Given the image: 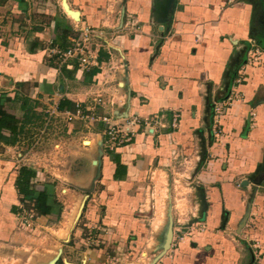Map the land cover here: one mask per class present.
<instances>
[{
  "label": "crops",
  "instance_id": "crops-1",
  "mask_svg": "<svg viewBox=\"0 0 264 264\" xmlns=\"http://www.w3.org/2000/svg\"><path fill=\"white\" fill-rule=\"evenodd\" d=\"M169 3L0 0V113L16 120L14 131L0 130V248L32 249L31 238L57 222L54 200L63 206V194L72 202L84 189L90 194L81 225L55 248L54 255L62 248L56 264H264V0H176L171 23L161 29L157 18L169 15ZM82 25L107 35L91 41L103 70L83 71L77 61L61 63L49 52L66 50ZM253 44L262 48L261 60L247 66L245 82L236 85ZM232 88L238 99L225 108L217 142L214 105ZM89 90L107 102L97 114L122 120L129 113L143 123L130 141L103 146L99 178L94 168L72 184L68 178L59 183L44 155L21 151L25 145L34 151L40 132L51 136L50 107L73 110L86 104ZM107 126L93 124L97 141ZM97 152L96 143L81 156L92 165ZM183 161L191 165L193 196L181 199L189 203L185 215L172 213L171 247L158 257L166 230L160 222L153 226L148 179L170 175ZM22 167L37 172L30 195L47 194L54 211L28 224L21 206L34 208V202L17 187Z\"/></svg>",
  "mask_w": 264,
  "mask_h": 264
},
{
  "label": "rangeland",
  "instance_id": "rangeland-1",
  "mask_svg": "<svg viewBox=\"0 0 264 264\" xmlns=\"http://www.w3.org/2000/svg\"><path fill=\"white\" fill-rule=\"evenodd\" d=\"M220 102L221 101L217 103ZM230 103H227V105H230ZM48 120H52L53 122L51 127L48 126L47 131V133H51V136L45 137V134H43L39 143H34V151H30L29 148L31 146L28 147L27 145H25V149L23 148V150L21 149L22 151H20L25 154L29 152L30 157L31 154L35 152H39L37 156L44 155L47 166H50L49 169L54 173L53 175L55 177L52 176L53 180L59 181V179L68 178V182L72 184L73 178L77 179L84 174H93L95 172L94 168L97 169L98 166L93 164L90 165L88 158H86L85 155L81 156L83 153H86L89 148L94 147L96 143L98 146V141L95 139L96 130L93 129V125H86L83 121L79 122L76 119L69 121L66 116L60 114L48 117ZM72 126L74 128L73 135L66 134L67 128ZM98 132L99 131L96 133L97 136L101 134V132ZM40 134H42V132H40ZM37 137L38 136L34 137V142ZM98 138L99 140L101 139V137ZM105 152L106 151H104V154ZM102 158L103 156H101V160ZM190 166L189 163L183 161L175 167L173 172L171 171L170 175H165L162 172L151 174V177L148 179L149 183H151L148 196L151 206L149 211L155 216L152 220L153 226L158 225L160 222L163 231H165L169 219L171 220L172 213L177 217L180 213L185 215L186 209L189 208V203L184 200L181 201V199L187 198V196H193V189H190L192 181ZM188 181L190 182L189 184H187ZM64 186L68 187L66 184H64ZM83 188L86 189L87 186ZM77 192H79V195L76 199L71 200L72 202L68 200L66 194L62 195L61 198H63L62 201H64V204L62 206L60 220L57 221L56 224L51 223L50 228L43 230L44 233L40 234V236L35 237V239L31 238L32 241L30 245L32 249L23 248L15 250L16 253H14L13 248H0V264H37L40 258L44 259L54 255L55 248L60 245V242H62L61 240H67L70 235V230L81 204L82 197L86 194H90L89 192H84V189L83 191ZM86 208L85 204L83 211ZM80 221L79 219L75 226L78 224L81 225ZM193 230L194 228L192 226L190 229H187V231ZM49 249H52V251H49ZM24 254L27 255L22 257Z\"/></svg>",
  "mask_w": 264,
  "mask_h": 264
},
{
  "label": "built area",
  "instance_id": "built-area-1",
  "mask_svg": "<svg viewBox=\"0 0 264 264\" xmlns=\"http://www.w3.org/2000/svg\"><path fill=\"white\" fill-rule=\"evenodd\" d=\"M130 26L131 28L136 27V24L133 20L130 22ZM75 30L76 34L71 40L72 43L66 50L60 48L59 46H55L52 47L49 52L58 54L61 63H65L71 60L77 61L79 67L83 71H90L94 66L103 70L104 66L99 60L97 53L92 49L91 41L94 37H98L103 40L106 39V33L102 30L94 29L89 25L76 26ZM261 55V46L258 44H253L248 51L246 61L242 64V66H240V69L238 70L239 76L235 80L236 85L241 84L246 80L244 73L246 67L259 63L261 60ZM88 93L89 100L86 102V104L77 102L73 110L67 111H62L59 109L58 105H54L47 110L48 117L60 114L66 116L69 121H72L73 119H79L86 124L89 123L88 125H93L96 121H103L108 125L107 128L103 132H101L103 137V146L105 148L107 147V150L117 144H122L125 141H130L132 136L135 135L136 128L139 127L141 123H143L141 117L137 115H130L128 113V115L121 116L122 120H120L108 114H97L99 108L107 105V102L96 90H89ZM234 98L237 99L238 95L235 92V89L232 88L230 96L225 102L216 103L214 105V117L217 123L214 132L217 142H220L223 139L222 128L219 126L220 119L225 112L227 103L229 104ZM176 119L174 122H176ZM146 120L147 121H144V123L149 124L150 121L148 119ZM37 136L38 137L34 142L35 144L39 143V141L43 137V133ZM20 215L23 222L25 224H28L31 220L34 219V217L36 216V212L33 206L28 208L23 204L21 206ZM249 241L251 242L254 249L259 248L257 241L251 239H249Z\"/></svg>",
  "mask_w": 264,
  "mask_h": 264
},
{
  "label": "trees",
  "instance_id": "trees-1",
  "mask_svg": "<svg viewBox=\"0 0 264 264\" xmlns=\"http://www.w3.org/2000/svg\"><path fill=\"white\" fill-rule=\"evenodd\" d=\"M246 61V59H245ZM244 61V62H245ZM67 106L65 104H61L59 106V109L66 108ZM16 120L13 116L8 114L0 113V130L2 127H8L12 131L15 130V127L12 125L15 124ZM37 172L28 169L26 167H22L20 170V175L17 179V187L19 188V191L23 194H25V198L28 197L29 201L34 202V208L36 211L37 216H47L53 213V204L49 201V196L43 192H40L36 197H33V195H30L29 187L32 184V181L36 178ZM55 204L58 206V220L61 218V210L62 205H60L57 200H54Z\"/></svg>",
  "mask_w": 264,
  "mask_h": 264
},
{
  "label": "water",
  "instance_id": "water-1",
  "mask_svg": "<svg viewBox=\"0 0 264 264\" xmlns=\"http://www.w3.org/2000/svg\"><path fill=\"white\" fill-rule=\"evenodd\" d=\"M175 6H176V0H170V3H169V7H170L169 15L157 18L158 23L161 24L160 25L161 29L164 28L163 24L169 25L171 23L172 18H173V13H174ZM68 12L71 15H73L74 17H77L79 15V12L74 11V10L69 9V8H68ZM103 155H104V151H103V138H102V139H100L98 141V153L96 155V159L93 160V165L99 167V168L97 167L96 178H99L100 175H101V173H100V165H101V156H103ZM243 184L244 185L247 184V181H244ZM88 197H89L88 194L83 196L81 204H80V206H79V208L77 210V213L75 215V219H74L73 226H72L71 230L73 229V227L75 226L77 221L80 219ZM245 223H246V220L240 225V230L244 227ZM71 230H70V232H71ZM69 237H70V235H69ZM69 237L65 241H68ZM172 239H173V218H172V215H171V220L169 219L168 226H167V229H166L165 234H164L162 251H161V253L159 254L158 257H160L163 254H165L166 251L171 247ZM61 253H62V248L60 247L58 249V252H57L56 255H54L51 259H49L48 261H46L44 263H41V264H56L58 259H59V257H60V255H61Z\"/></svg>",
  "mask_w": 264,
  "mask_h": 264
},
{
  "label": "bare ground",
  "instance_id": "bare-ground-1",
  "mask_svg": "<svg viewBox=\"0 0 264 264\" xmlns=\"http://www.w3.org/2000/svg\"><path fill=\"white\" fill-rule=\"evenodd\" d=\"M71 221H72V220H71ZM71 221H70V222H71Z\"/></svg>",
  "mask_w": 264,
  "mask_h": 264
}]
</instances>
